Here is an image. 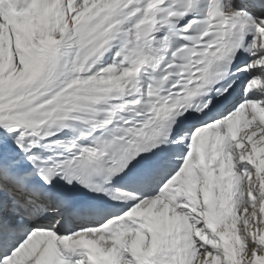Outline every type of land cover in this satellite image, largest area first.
Listing matches in <instances>:
<instances>
[{"label":"snow or ice","instance_id":"1","mask_svg":"<svg viewBox=\"0 0 264 264\" xmlns=\"http://www.w3.org/2000/svg\"><path fill=\"white\" fill-rule=\"evenodd\" d=\"M0 264H264V0H0Z\"/></svg>","mask_w":264,"mask_h":264}]
</instances>
